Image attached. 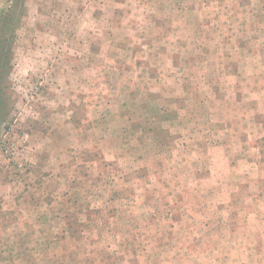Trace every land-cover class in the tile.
<instances>
[{"label":"rangeland","instance_id":"rangeland-1","mask_svg":"<svg viewBox=\"0 0 264 264\" xmlns=\"http://www.w3.org/2000/svg\"><path fill=\"white\" fill-rule=\"evenodd\" d=\"M262 221L264 0H0V264H264Z\"/></svg>","mask_w":264,"mask_h":264},{"label":"trees","instance_id":"trees-1","mask_svg":"<svg viewBox=\"0 0 264 264\" xmlns=\"http://www.w3.org/2000/svg\"><path fill=\"white\" fill-rule=\"evenodd\" d=\"M11 11V10H10ZM168 143V141L166 140V137H165V139H163V143Z\"/></svg>","mask_w":264,"mask_h":264},{"label":"crops","instance_id":"crops-1","mask_svg":"<svg viewBox=\"0 0 264 264\" xmlns=\"http://www.w3.org/2000/svg\"><path fill=\"white\" fill-rule=\"evenodd\" d=\"M262 225H264V221L261 222ZM264 229V228H263Z\"/></svg>","mask_w":264,"mask_h":264}]
</instances>
